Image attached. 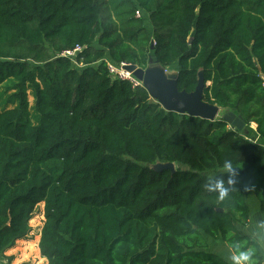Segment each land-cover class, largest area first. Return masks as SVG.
Returning a JSON list of instances; mask_svg holds the SVG:
<instances>
[{"label":"trees","instance_id":"1","mask_svg":"<svg viewBox=\"0 0 264 264\" xmlns=\"http://www.w3.org/2000/svg\"><path fill=\"white\" fill-rule=\"evenodd\" d=\"M77 45V63L59 55ZM151 57L178 70L179 90L202 70L203 99L244 128L167 110L106 62ZM9 79L0 252L28 238L41 203L48 264H229L209 239L255 243L238 225L250 193L264 212V0H0V85ZM225 159L240 165L239 189L218 203L203 185Z\"/></svg>","mask_w":264,"mask_h":264},{"label":"water","instance_id":"2","mask_svg":"<svg viewBox=\"0 0 264 264\" xmlns=\"http://www.w3.org/2000/svg\"><path fill=\"white\" fill-rule=\"evenodd\" d=\"M189 41L191 42V39ZM152 49H154V44L152 45ZM125 69L139 78L143 86L149 91L151 97L157 100L165 109L209 120L218 119L222 107L218 104L206 102L203 99L205 77L202 70L198 74L196 89L187 92L178 88V70H170L164 67L153 57L150 58L146 68L139 67L137 64H129ZM221 119L228 121L231 126H234L238 130H242L245 126L243 117L233 111L225 110ZM152 168L156 171L169 169L173 174L177 171V166L174 162H157L153 164Z\"/></svg>","mask_w":264,"mask_h":264},{"label":"clouds","instance_id":"3","mask_svg":"<svg viewBox=\"0 0 264 264\" xmlns=\"http://www.w3.org/2000/svg\"><path fill=\"white\" fill-rule=\"evenodd\" d=\"M240 165L233 159H225L222 164V173L208 174L203 185L204 190L216 195L217 202H223L231 197V194L238 190L237 177L239 176ZM258 228L264 230V221L258 223ZM256 243L264 247V231H257L253 234ZM256 243H249L248 240L233 239L227 244L230 253L228 260L230 264H264V259L258 255Z\"/></svg>","mask_w":264,"mask_h":264},{"label":"rangeland","instance_id":"4","mask_svg":"<svg viewBox=\"0 0 264 264\" xmlns=\"http://www.w3.org/2000/svg\"><path fill=\"white\" fill-rule=\"evenodd\" d=\"M147 25L149 23L147 22ZM176 68H170V70ZM177 70V69H176ZM13 85V80H7L0 85V108L14 107L18 104V100H11L10 95L15 92L10 89ZM28 100L31 111L34 114V95L29 91ZM225 113L220 112L219 118ZM45 222L44 203L39 204L30 220L31 232L28 238L17 241L11 248L0 252V264H48L47 260L41 256L39 249V241L41 231Z\"/></svg>","mask_w":264,"mask_h":264},{"label":"crops","instance_id":"5","mask_svg":"<svg viewBox=\"0 0 264 264\" xmlns=\"http://www.w3.org/2000/svg\"><path fill=\"white\" fill-rule=\"evenodd\" d=\"M222 110L225 111L224 108H222ZM252 126L255 128L256 124L252 123ZM249 202L251 208L249 221L245 225L239 224L238 229L242 235L249 236L251 240L256 243L255 239L253 238V234L257 231H264L258 228V223L260 221H264V212L261 210L259 201L255 198L253 193L249 194ZM256 244L260 249L261 255L264 259V247H262L259 243ZM209 245H210V249H212L214 252L221 254L223 257H225L228 260L230 253L227 248V243H225L224 241H214L209 239Z\"/></svg>","mask_w":264,"mask_h":264},{"label":"built area","instance_id":"6","mask_svg":"<svg viewBox=\"0 0 264 264\" xmlns=\"http://www.w3.org/2000/svg\"><path fill=\"white\" fill-rule=\"evenodd\" d=\"M140 13H138L139 15ZM85 48L83 46L77 45L73 49L64 50L59 55L63 57H67L72 59L74 62L77 63V58L79 54L84 50ZM108 70L110 72V75L113 78H118L122 80H128L130 81L134 86H140L143 85L142 81L137 78L132 72L125 69L127 65H129L126 62H122L120 64L113 63L112 61L106 59Z\"/></svg>","mask_w":264,"mask_h":264}]
</instances>
